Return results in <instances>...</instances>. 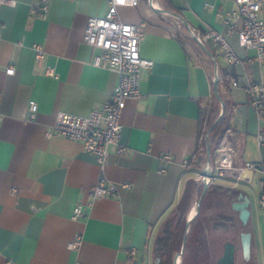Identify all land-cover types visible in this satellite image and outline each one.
Returning <instances> with one entry per match:
<instances>
[{
  "label": "crops",
  "instance_id": "obj_1",
  "mask_svg": "<svg viewBox=\"0 0 264 264\" xmlns=\"http://www.w3.org/2000/svg\"><path fill=\"white\" fill-rule=\"evenodd\" d=\"M40 1L0 4V264H157L154 250L162 224L200 176L192 172L200 168L196 162L187 171L184 161L200 147L201 104L212 96L219 77L218 62L210 69L197 41L179 36L173 16L202 34L209 29L223 33L239 57L229 65L211 43L222 55L220 63L233 71L229 82L236 108L225 141L234 146L235 167L264 163V143L259 144L264 110L251 106L245 90L251 82L264 85V60L256 58L255 49L242 47L225 25L236 0H140L138 7H121L123 21L143 25L140 54L154 66L142 70V97L129 99L122 114L126 151L120 155L112 147L101 165L82 143L48 136V131L59 112L87 117L102 108L118 83L115 71L93 65L99 51L84 41L88 19L105 16L109 0H49L46 18L31 12ZM261 16L264 20V7ZM235 23L240 25V19ZM34 44L46 51L41 66ZM47 67L59 78L47 76ZM30 101L38 104L34 120L28 117ZM242 175L238 182L215 184L242 191L251 230L244 255L251 256L252 264H264L261 173ZM102 177L131 187L119 189L116 197H93L91 190ZM77 205L83 206L84 216L74 220ZM192 209L188 221L197 216L199 202ZM78 235L82 245L69 250Z\"/></svg>",
  "mask_w": 264,
  "mask_h": 264
},
{
  "label": "built area",
  "instance_id": "obj_2",
  "mask_svg": "<svg viewBox=\"0 0 264 264\" xmlns=\"http://www.w3.org/2000/svg\"><path fill=\"white\" fill-rule=\"evenodd\" d=\"M235 2L237 8L227 15L225 25L229 32L237 34L239 44L242 47L255 49L256 58L264 60V20L261 16L264 0H236ZM0 4L14 7L17 0H0ZM139 5L140 0H109L108 11L105 16L90 17L88 19L84 41L99 51L94 55L92 63L95 67L106 66L115 71L118 74V83L110 99L103 104L102 108L93 110L87 117L59 112L56 115L52 130L48 131V136L56 134L68 140L82 143L84 150L93 155L101 165L106 162L112 147H115L116 153L120 155L126 151V147L122 144V114L129 99H140L142 97L140 90L142 70L152 69L154 66L153 61L143 58L140 54L141 41L145 36L143 25L125 22L119 14L121 7H138ZM31 12L39 17L46 18L49 14V0H41L39 4L32 7ZM173 17L179 25L177 30L181 38H193L206 52H208V46L215 43L222 50L223 56L229 65H234L239 61V57L235 54L223 33L209 29L202 34L188 25H184L179 17ZM236 19H240V25L235 23ZM1 33L2 25L0 24V36ZM32 48L35 53V61L38 66H41L46 61L44 46L34 44ZM14 72L13 67L7 69L9 75L14 74ZM45 73L49 77L59 78L58 73L50 67L46 68ZM232 84L236 86L237 82L232 80ZM245 90L249 95L251 106L263 113L264 85L251 82ZM37 113L38 104L35 101H30L29 119L34 120ZM203 140L208 143L205 131L201 137V141ZM222 141L216 150L217 159L214 165L207 162L202 168L203 172L210 171L236 182L244 179L242 173L260 172L258 202L259 207L264 210V163L248 162L242 167H235L233 165L234 146L232 143L230 147L222 145ZM263 143L264 137L260 136L259 144L262 145ZM164 158L166 160L172 159L171 155H165ZM195 162L196 157L194 155L192 159L184 161V167L189 171ZM226 172L227 175H225ZM202 174L197 179L202 178L206 185L215 183L214 177L209 178ZM130 187L129 183L117 186L114 183L107 182L102 177L92 188L91 195L93 197L112 198L118 196L119 189L128 190ZM83 216V206L77 205L73 211V219L79 220ZM82 243L83 237L78 235L68 244V248L71 251L78 250ZM135 252L133 249L131 253L134 254Z\"/></svg>",
  "mask_w": 264,
  "mask_h": 264
},
{
  "label": "trees",
  "instance_id": "obj_3",
  "mask_svg": "<svg viewBox=\"0 0 264 264\" xmlns=\"http://www.w3.org/2000/svg\"><path fill=\"white\" fill-rule=\"evenodd\" d=\"M202 52L209 58L210 69L214 67L215 60L218 62L219 80L212 96L205 104H201V134L205 131L208 140V143L203 140L194 154L196 166L201 168L206 164L207 157L210 164L214 165L216 150L222 140L229 138L226 133L233 128L232 118L236 108L231 99L229 82L233 71L220 63L219 58L222 55H217L211 44L208 52L215 60L206 51ZM210 75L213 78V71ZM193 185L188 194L186 191L177 209L162 224L154 250L156 259H159L157 264H175L177 254L179 264H218L228 244L234 247L232 264H252L251 256L245 258L242 244V235L251 234L250 220L244 223L241 211L234 208L235 203L242 201V191L215 183L205 189L202 178L193 181ZM198 202L197 216L195 214L188 221L189 211Z\"/></svg>",
  "mask_w": 264,
  "mask_h": 264
},
{
  "label": "water",
  "instance_id": "obj_4",
  "mask_svg": "<svg viewBox=\"0 0 264 264\" xmlns=\"http://www.w3.org/2000/svg\"><path fill=\"white\" fill-rule=\"evenodd\" d=\"M177 17H179V16H177ZM185 25L187 26V24H185ZM207 53H209V52H207ZM210 56L215 60L213 55L210 54ZM215 64L217 65L216 60H215ZM218 80H219V77H217V80H216V84H215L216 87H217V81ZM202 175L205 177H209V178L214 177L213 173L210 171H204ZM205 189H206V186H205ZM247 207H248V203H247L246 199L234 204V208L241 211V218H242L244 223H246L248 221V218H249V213H248ZM191 219H193V217ZM250 237H251V235L249 233L242 235V244H243V248H244V253H246V254H248V251H249L248 247H249V243H250ZM178 257H179V254H177L175 256L176 264H178V261H177ZM233 261H234V247H233V245L228 244L226 246L225 253H224L223 257L218 261V264H232Z\"/></svg>",
  "mask_w": 264,
  "mask_h": 264
},
{
  "label": "rangeland",
  "instance_id": "obj_5",
  "mask_svg": "<svg viewBox=\"0 0 264 264\" xmlns=\"http://www.w3.org/2000/svg\"><path fill=\"white\" fill-rule=\"evenodd\" d=\"M223 145H227V142L225 140L223 141ZM201 169L202 168L200 167V168H197V169L193 170L192 172L194 173V175H196V174L199 175V174L202 173V172H200ZM213 175H214V181L218 182V183H223V182H226L227 180H231L230 178H226V177L220 176L219 174H214L213 173ZM225 175H227V172L225 173Z\"/></svg>",
  "mask_w": 264,
  "mask_h": 264
},
{
  "label": "bare ground",
  "instance_id": "obj_6",
  "mask_svg": "<svg viewBox=\"0 0 264 264\" xmlns=\"http://www.w3.org/2000/svg\"><path fill=\"white\" fill-rule=\"evenodd\" d=\"M229 147V146H228ZM177 261H179V258H178V260Z\"/></svg>",
  "mask_w": 264,
  "mask_h": 264
}]
</instances>
